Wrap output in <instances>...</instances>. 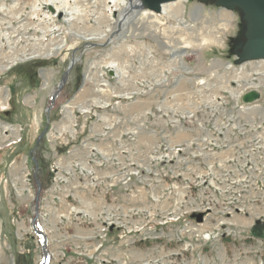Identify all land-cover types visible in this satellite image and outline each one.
Listing matches in <instances>:
<instances>
[{"label": "rangeland", "instance_id": "374dc122", "mask_svg": "<svg viewBox=\"0 0 264 264\" xmlns=\"http://www.w3.org/2000/svg\"><path fill=\"white\" fill-rule=\"evenodd\" d=\"M47 1L0 0V264H264V61L235 52L243 10L177 0L123 25L122 0H69L71 21Z\"/></svg>", "mask_w": 264, "mask_h": 264}, {"label": "water", "instance_id": "95a60500", "mask_svg": "<svg viewBox=\"0 0 264 264\" xmlns=\"http://www.w3.org/2000/svg\"><path fill=\"white\" fill-rule=\"evenodd\" d=\"M176 0H143V8L154 10L155 12H161L162 5L165 3L173 2ZM217 4L233 9L239 7L244 12V18L247 20V41L242 48V51L235 50L236 54L242 60H255L264 58V0H216ZM52 11L55 8L50 7ZM62 17V14H60ZM72 66V63L70 67ZM69 72L64 75L63 81H66V77ZM110 73L113 75L114 70L111 69ZM63 83L60 84V88ZM261 98V92L258 89H251L245 92L242 96V100L245 103H253ZM198 222L204 221V213L197 212L194 215Z\"/></svg>", "mask_w": 264, "mask_h": 264}, {"label": "bare ground", "instance_id": "6f19581e", "mask_svg": "<svg viewBox=\"0 0 264 264\" xmlns=\"http://www.w3.org/2000/svg\"><path fill=\"white\" fill-rule=\"evenodd\" d=\"M115 1V0H113ZM181 2V0H179ZM179 1H174V2H171V3H165L163 6H164V9L161 10V12H155L154 10H149V9H146V8H143V0H122V3L124 5V3L126 4L125 6V9L120 13V20L119 22H122L123 25L126 24V23H131L133 22L135 19L133 17L135 16H138L140 14L139 17L147 14L146 12H148L149 14H157V13H160V14H165L163 13L164 11H166V7L167 6H170V5H174V4H178L177 2ZM188 1V0H187ZM46 6H49L50 7H53L55 8V11H52L51 12V16H56V14L59 12L60 14L62 15H71L72 18H68L66 20L68 21H71L73 19V15L77 12L76 8H70V4H69V0H48L46 3ZM146 10V11H142L141 10ZM228 9V8H227ZM40 10V9H39ZM193 11V10H192ZM196 11V10H195ZM195 11H193L195 13ZM167 12V11H166ZM175 13V11H173L172 13H170V16H173ZM193 13V14H194ZM183 14L182 13V17H183ZM167 15V14H165ZM169 15V14H168ZM176 15V14H175ZM138 17V18H139ZM66 18V17H64ZM76 60V59H75ZM263 59L262 60H258L257 62H261L263 64ZM111 67L115 68L116 66L115 65H112L111 64ZM114 70V69H113ZM115 71V70H114ZM258 71V70H257ZM260 73V72H259Z\"/></svg>", "mask_w": 264, "mask_h": 264}, {"label": "built area", "instance_id": "2783aa9c", "mask_svg": "<svg viewBox=\"0 0 264 264\" xmlns=\"http://www.w3.org/2000/svg\"><path fill=\"white\" fill-rule=\"evenodd\" d=\"M230 67L235 71V72H237V71H243V68H244V70L246 69V67L245 66H243L242 64L240 65H235V63H231V65H230ZM261 68L263 69L264 68V65H262L261 66ZM105 73H107V72H105ZM255 73L256 74H259V72L255 69ZM54 181H55V179H54ZM54 181H53V183H54ZM53 185V184H52ZM109 217V215L107 216V218ZM114 221L112 220V218H110V219H108V221L107 222H105V224H104V227H106L105 229H107V228H111L113 225H114ZM46 224H45V229H46V231H47V228H46ZM193 225L192 226H190V228L191 229H193ZM92 234V233H91ZM83 234H81V235H79V237L78 238H80V239H82L83 238V236H82ZM107 235V234H106ZM76 236V235H75ZM102 244H99V245H97V250L98 249H100L102 246H101ZM101 246V247H100Z\"/></svg>", "mask_w": 264, "mask_h": 264}, {"label": "trees", "instance_id": "16d2710c", "mask_svg": "<svg viewBox=\"0 0 264 264\" xmlns=\"http://www.w3.org/2000/svg\"><path fill=\"white\" fill-rule=\"evenodd\" d=\"M20 256H21V254H20ZM22 257H23V260L26 258V256H24V255L21 256V259H22ZM21 264H29V262H28V261L23 262V261L21 260Z\"/></svg>", "mask_w": 264, "mask_h": 264}, {"label": "flooded vegetation", "instance_id": "af4514ba", "mask_svg": "<svg viewBox=\"0 0 264 264\" xmlns=\"http://www.w3.org/2000/svg\"><path fill=\"white\" fill-rule=\"evenodd\" d=\"M9 113H10V111H9V110H6L5 114L7 115V114H9Z\"/></svg>", "mask_w": 264, "mask_h": 264}]
</instances>
